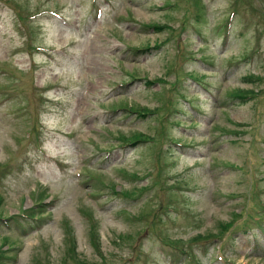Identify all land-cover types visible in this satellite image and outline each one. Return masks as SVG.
I'll return each instance as SVG.
<instances>
[{"label":"rangeland","instance_id":"rangeland-1","mask_svg":"<svg viewBox=\"0 0 264 264\" xmlns=\"http://www.w3.org/2000/svg\"><path fill=\"white\" fill-rule=\"evenodd\" d=\"M262 202L264 0H0V264H264Z\"/></svg>","mask_w":264,"mask_h":264},{"label":"trees","instance_id":"trees-1","mask_svg":"<svg viewBox=\"0 0 264 264\" xmlns=\"http://www.w3.org/2000/svg\"><path fill=\"white\" fill-rule=\"evenodd\" d=\"M161 27H162V26H161ZM154 28H156V26H154ZM255 79H258V77L255 76V75H249V76L245 77V81L248 82V83H251V84H254V83H255ZM254 93H255V92H254L252 89H246V90L238 89V90L235 92V94H236L238 97H240V98H246V97H248V96H252V95H254ZM138 137H139V135H138V136H133L132 139H136V138H138ZM237 215H238V214H237ZM226 225H227V224L222 225V228H225Z\"/></svg>","mask_w":264,"mask_h":264}]
</instances>
